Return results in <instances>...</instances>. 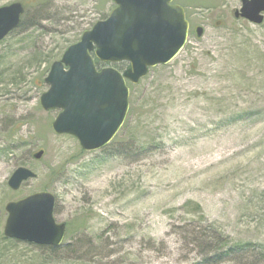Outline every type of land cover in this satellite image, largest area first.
Here are the masks:
<instances>
[{
  "label": "rangeland",
  "instance_id": "rangeland-1",
  "mask_svg": "<svg viewBox=\"0 0 264 264\" xmlns=\"http://www.w3.org/2000/svg\"><path fill=\"white\" fill-rule=\"evenodd\" d=\"M175 2L191 25L184 51L134 86L133 115L99 152L54 133L58 112L40 106L48 89L40 74L114 3L52 0L45 14L30 11L28 32L0 42V149L16 133L12 141L28 143L0 154V264H209L193 242L200 216L231 243L264 245V23L236 20L240 0ZM14 3L36 0H0V8ZM19 161L38 178L13 192ZM41 192L54 195L56 221L70 226V250L5 241L6 205Z\"/></svg>",
  "mask_w": 264,
  "mask_h": 264
},
{
  "label": "water",
  "instance_id": "water-1",
  "mask_svg": "<svg viewBox=\"0 0 264 264\" xmlns=\"http://www.w3.org/2000/svg\"><path fill=\"white\" fill-rule=\"evenodd\" d=\"M116 8L109 18L84 32L81 40L55 62L45 79L48 90L40 97L45 112L59 111L52 123L55 134L76 138L86 152L106 148L125 124L130 110V89L146 78L150 69L167 66L184 50L190 34L185 9L175 0H112ZM236 19L254 25L264 22V0H240ZM25 7L14 3L0 8V42L17 30ZM197 37L204 29L199 27ZM103 64L129 63L125 73ZM44 150L33 154L42 160ZM37 178L27 167L12 174L8 187L18 192ZM55 197L36 193L6 205L4 236L21 242L59 248L67 233L54 218Z\"/></svg>",
  "mask_w": 264,
  "mask_h": 264
},
{
  "label": "trees",
  "instance_id": "trees-1",
  "mask_svg": "<svg viewBox=\"0 0 264 264\" xmlns=\"http://www.w3.org/2000/svg\"><path fill=\"white\" fill-rule=\"evenodd\" d=\"M51 1L52 0H36V3L34 5L25 4L26 10L22 21V25L18 30L13 32L11 35L29 26L26 29L27 30L26 32H28L31 29V27L34 26V24H28V22L26 21V17L29 15L30 11H33L35 14L43 15L48 11ZM52 60L53 57L51 56L45 63L50 64ZM96 63L99 68L104 67V65L100 64L98 61H96ZM115 68L121 72H125L130 68V65L127 63H122L115 65ZM49 70L50 68L49 66H47L45 73L43 75L40 74V89L46 88L45 77L47 76ZM130 88L132 90L134 86L130 84ZM131 98L135 100V94L134 95L132 94ZM132 104H135V101L133 102L132 100ZM133 113H134V109L130 111V116L133 115ZM254 116L255 114L251 112V113H244V115H239L238 118L248 117L251 119ZM16 136H18V133L13 134L11 137H9L10 143L0 149L1 155L10 156L22 152V150L24 151L25 149H27L28 143L23 139V137H19L17 138L16 141L14 140L12 141V138H15ZM19 164L21 166L25 165V163H22V161H19ZM195 208L196 209H194L192 212L193 214L196 215L202 213V209L199 205L195 206ZM199 219H200L199 220L200 224L198 228L199 230L196 233L195 237H193V242H195L196 244H198L203 248L204 254L207 255L205 262L209 264H227V263L228 264H264V245L253 244V243H231L228 237H226L224 234L220 232H217L214 229V227L210 225H207L206 227L202 226L204 222V217L200 216ZM67 226H68V234H67L68 237L71 235V229L69 225ZM5 241H7L10 244L15 243L14 240L5 239ZM73 247H75V244L63 245L60 248L46 247L44 249H46L49 253L58 254V252H60L59 250H70Z\"/></svg>",
  "mask_w": 264,
  "mask_h": 264
}]
</instances>
